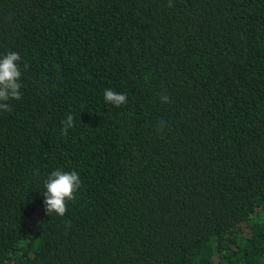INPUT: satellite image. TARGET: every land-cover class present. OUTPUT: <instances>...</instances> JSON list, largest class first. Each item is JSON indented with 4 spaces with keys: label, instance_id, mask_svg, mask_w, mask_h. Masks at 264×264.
<instances>
[{
    "label": "trees",
    "instance_id": "obj_1",
    "mask_svg": "<svg viewBox=\"0 0 264 264\" xmlns=\"http://www.w3.org/2000/svg\"><path fill=\"white\" fill-rule=\"evenodd\" d=\"M10 52L0 264H264V0H0Z\"/></svg>",
    "mask_w": 264,
    "mask_h": 264
},
{
    "label": "clouds",
    "instance_id": "obj_2",
    "mask_svg": "<svg viewBox=\"0 0 264 264\" xmlns=\"http://www.w3.org/2000/svg\"><path fill=\"white\" fill-rule=\"evenodd\" d=\"M169 3V7H171ZM21 57L18 53L10 52L0 58V111H9V100L21 99V70L18 62ZM27 67V65H25ZM104 99L107 103L119 107L127 102L126 94L116 93L106 89ZM166 95L162 96V102H168ZM62 132L67 135L68 130L74 126V117L69 114L62 122ZM81 187V179L76 171L66 172L54 170L45 180V211L47 215L55 213L63 217L68 210V202L75 199V194Z\"/></svg>",
    "mask_w": 264,
    "mask_h": 264
}]
</instances>
